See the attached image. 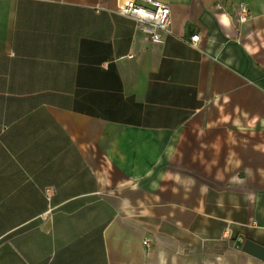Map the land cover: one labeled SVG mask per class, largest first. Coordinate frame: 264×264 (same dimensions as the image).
<instances>
[{"label":"crops","instance_id":"obj_1","mask_svg":"<svg viewBox=\"0 0 264 264\" xmlns=\"http://www.w3.org/2000/svg\"><path fill=\"white\" fill-rule=\"evenodd\" d=\"M123 1L0 0V264H264V0Z\"/></svg>","mask_w":264,"mask_h":264},{"label":"built area","instance_id":"obj_2","mask_svg":"<svg viewBox=\"0 0 264 264\" xmlns=\"http://www.w3.org/2000/svg\"><path fill=\"white\" fill-rule=\"evenodd\" d=\"M220 10L221 6H217ZM117 13L133 18L141 26L153 43H160L166 34L171 33V8L160 0H124L117 8ZM237 21L241 25L249 23L251 13L246 4L240 3L236 9ZM200 36L195 35L191 38V44L195 45ZM147 241L144 245H147Z\"/></svg>","mask_w":264,"mask_h":264},{"label":"water","instance_id":"obj_3","mask_svg":"<svg viewBox=\"0 0 264 264\" xmlns=\"http://www.w3.org/2000/svg\"><path fill=\"white\" fill-rule=\"evenodd\" d=\"M244 250L259 259H264V247L263 246L255 244L251 241H246L244 245Z\"/></svg>","mask_w":264,"mask_h":264}]
</instances>
